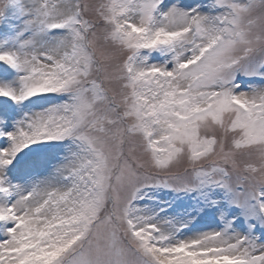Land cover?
<instances>
[{"label":"snow or ice","instance_id":"snow-or-ice-1","mask_svg":"<svg viewBox=\"0 0 264 264\" xmlns=\"http://www.w3.org/2000/svg\"><path fill=\"white\" fill-rule=\"evenodd\" d=\"M0 264H264V0H0Z\"/></svg>","mask_w":264,"mask_h":264}]
</instances>
